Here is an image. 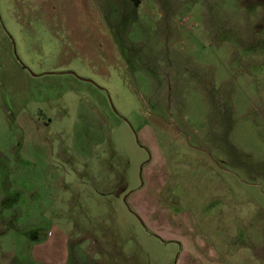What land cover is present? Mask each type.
I'll return each mask as SVG.
<instances>
[{
    "label": "rangeland",
    "instance_id": "374dc122",
    "mask_svg": "<svg viewBox=\"0 0 264 264\" xmlns=\"http://www.w3.org/2000/svg\"><path fill=\"white\" fill-rule=\"evenodd\" d=\"M143 126L167 158L164 197L199 212L238 196L260 238L264 0H0V264H47L37 244L57 228L69 264L111 239L134 264L167 262L171 243L100 195L155 187L151 159L163 175Z\"/></svg>",
    "mask_w": 264,
    "mask_h": 264
},
{
    "label": "crops",
    "instance_id": "0c3cea01",
    "mask_svg": "<svg viewBox=\"0 0 264 264\" xmlns=\"http://www.w3.org/2000/svg\"><path fill=\"white\" fill-rule=\"evenodd\" d=\"M139 136L146 141L151 149H155L156 161L160 159L164 161L162 164L163 175L152 177L151 159L143 165L145 167L143 168L144 171H147L149 183L155 184V187L149 185L150 190L144 191V188H139L137 185L133 189L122 190L119 193L100 191V195L110 198L113 196L118 201H129L132 213L138 217L141 216L147 226L166 238L161 237L162 242L159 244L167 246L171 243V251L169 248L164 250L167 259L164 264H264V232L261 231L260 238L255 240L260 231L255 226L256 215L249 212L248 218H245V213L238 208L239 204L234 207L233 202L238 199V196L225 192L210 193L205 195L204 200L207 203L205 206L201 204L199 212L179 208V200L176 197L163 196V187L166 182L170 181L171 175L168 174L170 169H167L169 166L167 158L156 142L157 136L154 130L151 127L143 126L139 130ZM75 149L77 157L81 158L83 154L88 156L85 148L80 144ZM75 196L80 201L78 193ZM107 200L110 199L107 198ZM132 213L130 215L133 216ZM252 215L255 221L250 220ZM196 216H199L198 220ZM235 217L237 219L244 218L245 224H242V227L236 226L234 224ZM258 217L260 218L258 222H264L262 213ZM248 231L250 234H246ZM63 232L57 228L55 239L50 241L48 237L42 243L37 244L38 260L43 259L47 264H69V247L64 240ZM105 241L94 247L99 250L102 248V251L105 252L94 250L92 257L88 258L90 264L135 263L134 258L129 260L125 258L123 244L115 239L109 240V243ZM257 241L263 246H258ZM107 245L111 248V252H107ZM107 255L111 259L110 262L109 258L104 260Z\"/></svg>",
    "mask_w": 264,
    "mask_h": 264
},
{
    "label": "water",
    "instance_id": "95a60500",
    "mask_svg": "<svg viewBox=\"0 0 264 264\" xmlns=\"http://www.w3.org/2000/svg\"><path fill=\"white\" fill-rule=\"evenodd\" d=\"M126 200V199H125Z\"/></svg>",
    "mask_w": 264,
    "mask_h": 264
}]
</instances>
